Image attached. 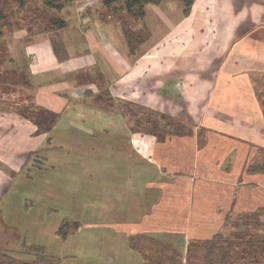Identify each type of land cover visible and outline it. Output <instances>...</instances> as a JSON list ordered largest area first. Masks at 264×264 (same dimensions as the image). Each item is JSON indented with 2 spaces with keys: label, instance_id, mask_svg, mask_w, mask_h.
<instances>
[{
  "label": "crops",
  "instance_id": "1",
  "mask_svg": "<svg viewBox=\"0 0 264 264\" xmlns=\"http://www.w3.org/2000/svg\"><path fill=\"white\" fill-rule=\"evenodd\" d=\"M211 1L210 11L196 0L188 17L176 0L146 6L139 25L148 37L136 54L118 24L97 19L102 0L66 5L62 30L8 34L7 66L24 75L32 104L57 118L49 134H39L0 102L1 210L11 213V198L2 204L13 181L27 187L31 169L62 158L36 146L37 137L56 133L81 138L83 149H75L85 156L81 209L94 212L114 239L90 249L101 251L100 259L81 264H145L157 249L163 258L187 264L191 240L238 230L264 234L263 225L233 226L259 210L264 218V0ZM83 8L82 18L76 11ZM52 40L61 46L62 60ZM161 51L171 57L169 65H156L157 58L148 71L137 65ZM137 81L151 93L164 90L152 103L164 104V114L183 125L179 134L143 136L121 112L95 103L105 90L119 97L122 89L135 91ZM137 235L161 243L141 241L135 249ZM31 256L28 263L36 260Z\"/></svg>",
  "mask_w": 264,
  "mask_h": 264
},
{
  "label": "rangeland",
  "instance_id": "2",
  "mask_svg": "<svg viewBox=\"0 0 264 264\" xmlns=\"http://www.w3.org/2000/svg\"><path fill=\"white\" fill-rule=\"evenodd\" d=\"M83 1L84 3L85 1L90 2V0ZM199 1L200 5H206L205 2L201 0ZM90 3L92 4V2ZM0 9H3L7 17V23L10 24H13L16 21L26 23V12L32 17L31 14L33 11L41 10L40 4L36 3L34 0H30L24 8H18L17 0H0ZM84 9L85 8L76 11L79 16L82 13V18L84 17ZM114 12L112 10L101 9L98 12L97 19L101 22L104 20L107 23L118 24L120 27V22L122 20L125 21L126 19L125 15L120 11ZM172 12L174 13L175 11L172 10ZM211 15L212 14H209L208 12L209 18ZM43 18H45V16H43ZM205 18L208 20V17ZM44 28L45 30H48V27ZM3 31V38H6V40L4 39L3 41H0V45L5 48L9 43L7 41V35L9 33L7 32V27H5ZM23 32L24 31H14V33L17 34V37ZM166 53L161 51V53L156 54L151 58L146 57L137 65L141 66L140 68L143 69V71H148L147 67L153 66L151 60L153 61L155 58L158 59H156V65L157 62H159V65L161 66L169 65L170 63L168 62L171 57L167 56ZM9 57L10 55H8L6 50V59H10ZM159 59L162 62H160ZM10 67L7 66L5 61L0 69L3 70ZM1 70L0 72H2ZM143 76L146 78L149 74ZM21 77L23 76L21 75ZM23 78L25 80V77ZM24 80L21 79V87H23ZM145 82L146 81L143 79V83ZM178 84L180 85V83ZM140 85L143 84L139 81L135 82V91L131 92L128 89H122L120 91L121 97L110 94L109 96L112 103V109L115 108L114 110L121 112L127 117V119H130L131 115L132 117L135 115V120L133 121L135 123L132 122L133 125L136 124V121L140 122L141 129L140 126L138 127L136 125L138 128H136L137 130H135V133L149 136L152 134L145 131H150L154 120H158L159 126L163 127V123L166 122L163 118L170 117L163 112L164 104L155 105L152 103L154 99L158 100L162 98L164 90L161 89L160 91L151 93L149 89L141 88L142 86ZM21 87L18 86L14 91H7L6 89L0 91V98L3 100L2 104L9 103L8 105H14L16 104L14 102L18 100L22 102L23 99L27 97V93L25 90L21 92ZM101 93H99V95H101ZM10 102L12 103L10 104ZM174 121L179 122L175 119ZM78 125L86 126L87 124L79 121ZM142 128L145 129L144 132L142 131ZM74 136H76V134H74ZM153 136H155L157 140L164 139L163 137H158V135ZM35 141L36 139L34 142ZM17 142H21V139H18ZM37 142V149H44L43 152L49 157L50 153H52L57 154L58 157L62 158H60L59 161L49 159L46 162H42V165H40L42 168L38 169L35 167L36 169H31L29 174L32 176V183L27 187H23L22 185H19L20 182L15 180L13 181V185L10 187L9 192L3 197V208L7 205L9 197L11 198L9 203L11 213L6 214V212L0 208V210L6 214V217H3V214H0V264H23L29 261L32 256L28 254L26 255L29 257L25 256L24 253H26V251H22L23 249L19 251L21 245L26 247L32 245L43 247L46 255L59 259L63 264H81L84 261L86 263L88 260L94 261L100 259V256L97 254L101 251H96V253L91 254L90 249L92 247H98L99 244L113 241L114 239L110 233H104L99 219L93 216L94 212L87 214L83 213L81 209L83 196L81 183H83L82 178H85L82 160L85 159V156L82 151L76 152L75 150L83 149V146L81 147V138L67 137L62 136L61 134L58 135L52 133L46 137H37ZM62 149H65V152ZM67 152H69V154H67ZM69 163H72V166H69ZM78 182L79 184H77ZM61 194L63 197L60 198L59 196H61ZM25 203L29 205L30 210H25ZM8 215L9 217H7ZM239 220L238 224L241 226V218ZM259 220L260 219H258V223ZM261 220L263 222H261ZM261 220L259 225L264 226V218ZM65 221L75 222L78 224V227L69 234L66 239H61L55 234V230ZM235 232H238L236 235L239 237L249 234V232L245 233L244 230H238ZM228 233L230 234V232ZM253 234L262 235L258 232H253ZM142 243L147 245L151 244V242L148 241H143ZM152 247H154V245H152ZM156 251H158V249ZM3 256H6L7 258H3ZM24 259L26 260L24 261ZM30 263L53 264L54 262L51 261L49 257H42Z\"/></svg>",
  "mask_w": 264,
  "mask_h": 264
},
{
  "label": "trees",
  "instance_id": "3",
  "mask_svg": "<svg viewBox=\"0 0 264 264\" xmlns=\"http://www.w3.org/2000/svg\"><path fill=\"white\" fill-rule=\"evenodd\" d=\"M36 3L40 4V11H33L31 16L26 12V23L19 21L14 22L13 24L7 23V17L3 9H0V41L4 36L3 29L7 27V32L9 34L14 33V31H24L23 35L25 37H31L37 34L46 33L49 31H58L66 28V21L60 16L62 9L74 2V0H34ZM163 0H102L101 5L102 9L112 10L113 12H123L125 15V21L120 22V28L125 38L127 47L131 54H136V51L140 46L145 42L148 37L147 30L144 26L139 24L143 22L145 17V7L148 5L160 6ZM196 0H176V2L182 8V14L184 17L190 15L192 6ZM207 4V9L212 10L211 0H205ZM18 8H24L30 0H17ZM28 11V10H26ZM89 10H87L88 14ZM114 12V13H115ZM45 16V18H43ZM103 23H107L102 20ZM110 23V22H109ZM135 26V28H134ZM44 27H48V30H45ZM53 50L59 58L62 60L65 56H60L61 46L56 43L55 40H52ZM63 51V49H62ZM62 57V58H60ZM8 62L6 59V48L0 45V67L4 62ZM9 63V62H8ZM1 70V69H0ZM0 72V91L6 89L14 91L18 86L21 87V79L24 80V75L20 74L14 70L3 69ZM21 75L23 77H21ZM21 87V92L24 89L28 88V83L26 80ZM13 89V90H12ZM2 104L3 100L0 98ZM12 102H10L11 104ZM14 105H8L9 103H3L7 109L13 111L20 117L29 122L33 123L37 127V133L47 134L54 127L57 116L53 113L42 110L38 107H35L29 96L25 97L22 102L19 100L14 102ZM95 103L98 106L111 108L112 103L109 96V93L105 90L95 99ZM128 122L133 126L132 131L135 132L141 124L139 121H136V124H132L135 120V115H133ZM166 122L163 123V127L159 126V121L154 120L153 126L150 131H145L142 128V131L148 132L152 135H158V137H165L166 135L179 134L183 130V125L173 119L164 117ZM135 123V122H133ZM138 127H137V126ZM263 210L257 212L248 213L241 218V224L245 227H260L258 219L260 213ZM240 218H238V221ZM238 221L233 226H238ZM78 224L75 222L65 221L61 223L59 228L56 231V235L61 239H66V237L71 234ZM237 233H231L229 235L216 234L210 239L206 240H191L188 243L186 250V262L187 264H264V234L256 235L249 233L243 237L236 235ZM140 241H148L160 245L161 242L153 240L144 235L135 236V249L141 248L137 243ZM23 250L26 251V254L33 255L38 258L45 257L44 248L40 246H22ZM171 249V248H170ZM142 250V249H141ZM172 253L176 251L172 248ZM38 256V257H37ZM40 256V257H39ZM3 258H7L6 256ZM165 258V260H164ZM161 256L157 251L153 252L146 258L145 264H176L177 259L175 256ZM23 264H33V263H23Z\"/></svg>",
  "mask_w": 264,
  "mask_h": 264
}]
</instances>
